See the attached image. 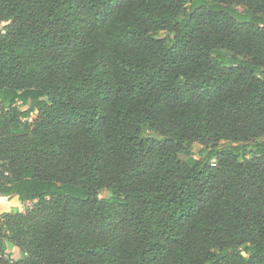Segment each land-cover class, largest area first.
<instances>
[{
    "label": "trees",
    "instance_id": "obj_1",
    "mask_svg": "<svg viewBox=\"0 0 264 264\" xmlns=\"http://www.w3.org/2000/svg\"><path fill=\"white\" fill-rule=\"evenodd\" d=\"M0 24V197L30 204L0 264H264V0H0Z\"/></svg>",
    "mask_w": 264,
    "mask_h": 264
},
{
    "label": "rangeland",
    "instance_id": "obj_2",
    "mask_svg": "<svg viewBox=\"0 0 264 264\" xmlns=\"http://www.w3.org/2000/svg\"><path fill=\"white\" fill-rule=\"evenodd\" d=\"M2 27H3V24H0V29H2ZM201 148L202 147L196 143L192 144L191 150H190V155H180V157H179L180 160L182 162H186L189 157L197 158L198 152L201 150ZM105 195H106V193H102V196H105ZM0 198H1V200H0V215L4 214L6 212L14 211V210H17V211L23 213L26 210V208H28L30 206V204L19 203V201L17 200L16 197H13L10 199L4 198V197H0ZM6 253L10 254L12 256V258H14V259L19 257V249L13 245H7Z\"/></svg>",
    "mask_w": 264,
    "mask_h": 264
},
{
    "label": "crops",
    "instance_id": "obj_3",
    "mask_svg": "<svg viewBox=\"0 0 264 264\" xmlns=\"http://www.w3.org/2000/svg\"><path fill=\"white\" fill-rule=\"evenodd\" d=\"M3 199H4V198H3ZM3 199H2V200H3ZM0 200H1V198H0Z\"/></svg>",
    "mask_w": 264,
    "mask_h": 264
}]
</instances>
